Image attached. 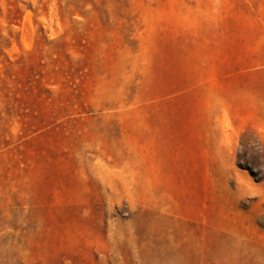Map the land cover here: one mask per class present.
<instances>
[{"label": "rangeland", "instance_id": "374dc122", "mask_svg": "<svg viewBox=\"0 0 264 264\" xmlns=\"http://www.w3.org/2000/svg\"><path fill=\"white\" fill-rule=\"evenodd\" d=\"M0 264H264V0H0Z\"/></svg>", "mask_w": 264, "mask_h": 264}]
</instances>
